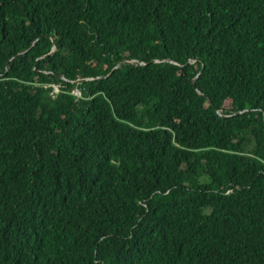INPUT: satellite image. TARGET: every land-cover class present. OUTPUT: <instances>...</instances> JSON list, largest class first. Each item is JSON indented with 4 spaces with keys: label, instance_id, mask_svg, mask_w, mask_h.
Segmentation results:
<instances>
[{
    "label": "trees",
    "instance_id": "obj_1",
    "mask_svg": "<svg viewBox=\"0 0 264 264\" xmlns=\"http://www.w3.org/2000/svg\"><path fill=\"white\" fill-rule=\"evenodd\" d=\"M0 264H264V0H0Z\"/></svg>",
    "mask_w": 264,
    "mask_h": 264
},
{
    "label": "water",
    "instance_id": "obj_2",
    "mask_svg": "<svg viewBox=\"0 0 264 264\" xmlns=\"http://www.w3.org/2000/svg\"><path fill=\"white\" fill-rule=\"evenodd\" d=\"M53 42H54V48H53V51H52V53L50 55H52L56 51V43H55V40H53ZM127 62H129V61H127ZM158 62H160V61H153V63H158ZM189 64H192V62H190ZM121 65H122V63H120L118 65V67H116L113 70V72L110 75H108L107 77H98V78H95V79L97 80V79L109 78ZM141 65H145V64L142 63ZM201 74H202V72H201ZM201 74L198 76V78L201 76ZM88 80H94V79H88ZM84 81H87V80H80V81H78V83L80 84V83H82Z\"/></svg>",
    "mask_w": 264,
    "mask_h": 264
},
{
    "label": "built area",
    "instance_id": "obj_3",
    "mask_svg": "<svg viewBox=\"0 0 264 264\" xmlns=\"http://www.w3.org/2000/svg\"><path fill=\"white\" fill-rule=\"evenodd\" d=\"M55 90H56V91H55L56 93H58V92H59V90H58V88H57V87H55Z\"/></svg>",
    "mask_w": 264,
    "mask_h": 264
},
{
    "label": "rangeland",
    "instance_id": "obj_4",
    "mask_svg": "<svg viewBox=\"0 0 264 264\" xmlns=\"http://www.w3.org/2000/svg\"><path fill=\"white\" fill-rule=\"evenodd\" d=\"M58 88V90H59V87H57ZM56 91V90H55ZM75 94H78V95H81V94H79V92L78 91H76V93Z\"/></svg>",
    "mask_w": 264,
    "mask_h": 264
}]
</instances>
